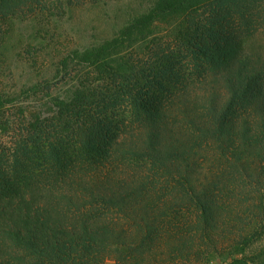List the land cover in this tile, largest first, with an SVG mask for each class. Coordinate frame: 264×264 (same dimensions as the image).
Instances as JSON below:
<instances>
[{
  "label": "trees",
  "instance_id": "16d2710c",
  "mask_svg": "<svg viewBox=\"0 0 264 264\" xmlns=\"http://www.w3.org/2000/svg\"><path fill=\"white\" fill-rule=\"evenodd\" d=\"M87 2L0 0L1 73L10 20ZM247 5L153 0L52 79L0 87V264H140L172 234L174 260L211 264L225 243L219 264H246L264 223V47L218 25L251 37Z\"/></svg>",
  "mask_w": 264,
  "mask_h": 264
},
{
  "label": "rangeland",
  "instance_id": "374dc122",
  "mask_svg": "<svg viewBox=\"0 0 264 264\" xmlns=\"http://www.w3.org/2000/svg\"><path fill=\"white\" fill-rule=\"evenodd\" d=\"M153 0H99V2H87L80 5H64L62 9L54 8L46 15L32 16L27 19L15 18L10 20V28L5 38L3 51L6 63L3 66L4 73L0 71V87L12 90H20L22 87L42 82L44 79H52L57 70V64L74 49H83L100 43L115 36L132 18L146 12ZM247 3L252 19L251 37L243 31L231 27V21L222 20L219 28L231 39L235 34L237 39H242L250 47H264V0H239ZM65 3V2H64ZM229 4V3H228ZM232 25H235L232 23ZM167 26L163 24L161 29ZM164 29V31H166ZM170 30V29H168ZM165 33V32H164ZM232 40V39H231ZM264 51V50H261ZM188 71V70H187ZM189 72V71H188ZM61 85V84H60ZM61 87L55 88L57 91ZM192 88L189 87V89ZM193 90L196 88H192ZM45 92V91H44ZM42 97L23 100L26 108L33 109L39 106ZM23 99V97L21 98ZM198 172V171H197ZM195 172L197 182L203 181L201 174ZM202 173V172H201ZM258 219V218H256ZM260 220V219H259ZM263 221V220H262ZM222 225L216 230V235L225 241H231L227 219L221 221ZM237 226V224H236ZM259 239L244 254L239 252L235 257H247L246 264H264L256 260L264 244V223ZM237 229V228H236ZM154 256L139 258L140 264H201L198 257H183L174 260L176 241L172 236L161 237L158 240ZM201 243V242H200ZM202 247H208L202 242ZM176 246V245H175ZM227 245L220 243L218 255L211 264H219L223 261H231L233 256L225 249ZM187 258V260H185ZM196 259V260H195Z\"/></svg>",
  "mask_w": 264,
  "mask_h": 264
}]
</instances>
